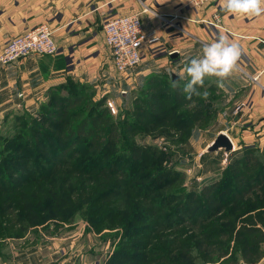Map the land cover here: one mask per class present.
I'll return each mask as SVG.
<instances>
[{"label":"trees","instance_id":"1","mask_svg":"<svg viewBox=\"0 0 264 264\" xmlns=\"http://www.w3.org/2000/svg\"><path fill=\"white\" fill-rule=\"evenodd\" d=\"M92 88L67 78L33 111L41 121L26 111L0 120L13 127L0 133V241L50 235L80 218L110 242L104 264H206L228 255L258 263L264 148L232 154L221 180L187 191L172 156L216 114L210 96L188 100L151 75L122 95L114 117ZM144 137L171 145L138 143Z\"/></svg>","mask_w":264,"mask_h":264},{"label":"crops","instance_id":"2","mask_svg":"<svg viewBox=\"0 0 264 264\" xmlns=\"http://www.w3.org/2000/svg\"><path fill=\"white\" fill-rule=\"evenodd\" d=\"M143 7L145 13L141 12ZM133 14H140L144 33L156 30L159 41L141 50L136 70L120 76L112 69L103 25L106 17ZM215 14L222 29L201 23L212 20ZM159 16L172 19L181 31L160 28ZM42 24L51 30L58 51L54 56L25 57L0 67V119L12 112L37 110V105L47 99L48 90L67 78L104 90L109 82L114 83L118 92L122 88L135 90L151 75L180 80L184 66L201 56L204 46L227 35L241 50L236 64L240 72L235 68L224 81V88L217 86L215 78H205L202 90L218 89L229 103L242 98L249 105L240 116L222 114V118L219 113L222 127L214 135L225 134L234 148L237 143L264 148V95L262 78L258 79L264 68V15H232L223 9L220 0H208L200 7H195L193 0H0V54L9 39ZM105 73L109 80L103 79ZM186 81L185 76L181 82ZM128 85L132 89L128 90ZM243 123L253 128L243 129L240 134ZM246 133L247 139L241 138ZM111 249L109 241L74 222L71 228L59 229L53 235L41 233L5 242L0 245V264H104L105 254Z\"/></svg>","mask_w":264,"mask_h":264},{"label":"rangeland","instance_id":"3","mask_svg":"<svg viewBox=\"0 0 264 264\" xmlns=\"http://www.w3.org/2000/svg\"><path fill=\"white\" fill-rule=\"evenodd\" d=\"M123 16H127V15H123ZM104 41H105V39H104ZM237 66H235V68L237 69L238 72H240V69H238L240 67L238 66V68H237ZM137 67H135L134 69L136 70ZM132 70L128 71L127 73H125L121 76L127 75ZM115 74H117V73H115ZM117 75H119V74H117ZM259 76L260 77L258 79L262 78V80H261V88H262L261 91L264 95V91H263V89H264L263 69L259 72ZM109 77L110 76L105 73L103 79L109 80ZM253 81H256V80H253ZM131 83L132 82H130V84ZM107 86L108 87L105 90H104L105 87H103V88L102 87H93L92 91H94V95H93L92 99L98 100L101 98H106V106L108 105L109 102H112L115 104L118 111L121 110L122 95L126 96L128 94L127 92H129V91H127L126 88H122L118 92V90H115L114 83H110V82L107 84ZM117 89H118V87H117ZM130 89H132L131 86L128 87V90H130ZM115 91L117 92L118 95L115 94L116 93ZM208 95L211 98V101H210L211 103H209L210 107H211V109H213L215 111L216 114H214L211 121L208 122V124L205 128L198 129V128H195L196 127L195 126L194 127L195 129L193 130L195 132H193L191 134L190 138L188 139V141L185 144L178 146L180 150L177 151L175 156H174V154L172 156V161H175L178 164L177 169L179 171H181L185 176L184 188L187 191L199 190L200 187L203 185L202 183H204L206 180H209V181L210 180L211 181L216 180L217 182L219 180H221L225 168L227 167L228 163L232 159L231 155L232 154L237 155V156H233V158L239 157L242 154V152L245 151L244 148L252 147V146L246 147L245 145H247V144H241L239 146L237 143V145H235V148L233 146V149L229 152H225L223 149H219V150L214 151V152L209 151V147L212 145V143L214 141V137L216 136V135H214L215 130H217L219 127H222L221 126L222 124H220L218 121L219 120L218 114L221 113L222 118H223L222 114L227 115V116H231V117H233L236 114L237 115L239 114V116H240L241 113H246V109L248 108L249 101H247L246 99L239 98L237 101L236 100L233 101L234 100L233 99L229 103L227 100H225L224 96L222 98V94H220L218 92V89H216L215 91H212L211 93H208ZM37 106H39V105H37ZM18 108H20V107H18ZM30 112H32V113H29L30 115H32V118L37 119L38 121H41L40 117L38 115H34L33 111H30ZM116 115H112V116L115 117ZM12 128H11V124L9 122L6 124H1V122H0V133L5 134L7 132H10V134H11ZM247 128L252 129L253 127L251 126V124H248V125L245 123L241 124L239 126V130H240L239 133L242 134L243 129L245 130ZM247 136H248V134L246 133V134L241 135V138L242 137L246 138ZM212 138H213V140H212ZM137 141H138V143H141L144 145H148V146L150 145V146H156V147H162L163 145H167V146L171 145L169 142L165 141L163 138L152 139L150 137H144L143 139H138ZM261 149H263V148L253 147V149H251L250 151H253V153H254V152L260 151ZM222 201H223V199H222ZM74 222L75 223L77 222L78 225H83L88 232L93 233L91 230L87 229V225L85 224V222L82 219L76 218ZM50 232H52V231H50ZM50 232L48 234L53 235L55 233V232H53V234H52ZM95 236L98 238L97 235H95ZM18 240H20V239H18ZM13 241H17V240L16 239H7L6 241H0V245L4 244L5 242H13ZM111 251H112V249H111ZM111 251L110 252L108 251L105 254L107 256L106 259L108 258ZM258 252L262 255V258H263L264 257V241L260 244V246L258 248ZM229 257H231V255H228V256L224 257L223 259H218V261H216L214 263H206V264H245L241 260V258H239L238 256H236L237 259L235 258L236 263H233L232 259H228ZM106 259H105V261H106ZM258 263H255V264H258Z\"/></svg>","mask_w":264,"mask_h":264},{"label":"built area","instance_id":"4","mask_svg":"<svg viewBox=\"0 0 264 264\" xmlns=\"http://www.w3.org/2000/svg\"><path fill=\"white\" fill-rule=\"evenodd\" d=\"M208 0H193L195 7H200ZM147 11L143 7L142 13ZM140 14L127 16H109L105 18L103 25L105 44L110 51L111 66L120 76L134 69L141 62V50L156 44L159 39L155 35L156 30L150 34L143 32ZM160 28H180L165 16H159ZM206 26L222 29L221 20L217 14L212 20H203ZM181 31V30H180ZM58 51L52 32L45 24L26 30L22 34L8 40L0 54V67L14 64L21 58L30 56H54ZM264 74V68H263ZM264 91V89H263ZM111 115H116L118 109L115 104L107 105Z\"/></svg>","mask_w":264,"mask_h":264},{"label":"clouds","instance_id":"5","mask_svg":"<svg viewBox=\"0 0 264 264\" xmlns=\"http://www.w3.org/2000/svg\"><path fill=\"white\" fill-rule=\"evenodd\" d=\"M223 9L232 15L260 17L264 15V0H220ZM241 56V50L227 35H220L211 44L203 47L202 55L191 59L183 68L180 80L170 81L173 89L182 88L185 98L193 96L208 99V93L198 91L204 86L205 78H215L217 86L224 88V81L233 73ZM185 76L187 81L181 83ZM259 264H264L262 258Z\"/></svg>","mask_w":264,"mask_h":264},{"label":"water","instance_id":"6","mask_svg":"<svg viewBox=\"0 0 264 264\" xmlns=\"http://www.w3.org/2000/svg\"><path fill=\"white\" fill-rule=\"evenodd\" d=\"M223 149L225 152H229L233 149V144L225 134H219L209 147L210 152Z\"/></svg>","mask_w":264,"mask_h":264}]
</instances>
